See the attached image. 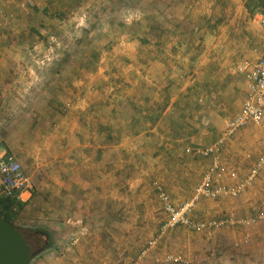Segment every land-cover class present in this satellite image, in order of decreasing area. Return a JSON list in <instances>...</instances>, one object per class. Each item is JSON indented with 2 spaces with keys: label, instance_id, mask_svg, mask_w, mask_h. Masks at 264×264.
<instances>
[{
  "label": "crops",
  "instance_id": "0c3cea01",
  "mask_svg": "<svg viewBox=\"0 0 264 264\" xmlns=\"http://www.w3.org/2000/svg\"><path fill=\"white\" fill-rule=\"evenodd\" d=\"M160 12L167 20L162 27L167 35L157 47L155 75L151 76L158 84L156 95L148 98L112 91L111 97H104L108 102L102 103L100 97H87L92 104L99 101L94 104L93 121L84 110L77 111L75 120L68 113H55L54 101L67 99L63 94L67 85L63 88L62 81L55 87L51 79L36 81L31 67L38 66L0 59V107L6 102L16 109L22 102L24 106L27 101L34 105L30 123L36 130L35 147L44 149L50 158H60L45 163L51 173L45 210L53 217L67 213L69 220L78 222L75 232L80 235L68 242L59 241L62 249L45 253L48 264H119L121 260L126 264L133 258L132 250L141 244L138 238L145 232L142 229L152 226L147 205H138L142 200L136 198L143 194V183L150 176L159 177L168 163L179 173L175 182L178 195L190 197L191 185L207 170L209 159L186 153V149H203L213 143L242 105L246 75L237 73L236 65L264 55V30L256 15L247 12L244 0H192L183 5L181 15L174 10L171 13V5H164ZM184 24H189L194 33L191 42L190 31H181L180 35L175 31L179 25L185 28ZM199 39L204 44L198 46ZM134 75L130 68L129 76ZM110 78L99 67L93 75L84 76L82 92L92 91L97 96L102 81ZM86 104L84 101L77 108L85 109ZM104 105H109L106 111ZM251 127L258 134L251 135L249 126L229 140L221 152L223 184L232 185L246 176L251 162L240 153L242 146L251 149L253 152L247 153L253 157L264 152L262 131ZM115 131L121 135H115ZM154 163L156 169L150 167ZM238 198L239 214L244 215L264 202V168ZM209 205L214 202L199 204L211 214ZM117 212H125L128 222L124 224L139 230L117 236L116 229L124 227L114 220ZM141 264L149 262L142 259Z\"/></svg>",
  "mask_w": 264,
  "mask_h": 264
},
{
  "label": "rangeland",
  "instance_id": "374dc122",
  "mask_svg": "<svg viewBox=\"0 0 264 264\" xmlns=\"http://www.w3.org/2000/svg\"><path fill=\"white\" fill-rule=\"evenodd\" d=\"M188 2L190 4L192 0H0V59L31 62L38 66L31 67L35 72L33 78L38 77L36 81L39 78L51 79L54 87L57 82L62 81L63 88L67 85V92H63L67 99L62 97L54 101L55 113L63 116L68 113V117L75 120L77 111L84 110L86 116L93 121V112L96 110L94 107H97L99 101L92 104L87 101V97H100L102 103L108 102L104 97H111L112 91L119 95H122V90L137 93V97L140 94L148 98L156 95L158 84L155 77L151 76L155 75L153 71L157 47L162 43L163 36L167 35V31L162 30L163 23L166 24L167 20L164 21L160 11L164 9V5L166 8L171 5V13L174 10L177 15H181L183 5ZM244 5L254 17L264 10V0H244ZM183 27L185 28L179 25L175 31L180 35L181 31L191 30L189 24H184ZM193 36V31H190V42ZM199 40L198 46L204 44L202 39ZM199 49L200 47L196 55L199 54ZM99 67L111 80L102 81L97 89L100 93L95 92L97 96L92 91L84 95L80 83L85 82L84 76L93 75ZM130 68L135 73L133 77L129 76ZM199 86L202 90L205 89L203 84ZM110 90L111 94H108ZM84 101L88 107L77 108L78 105L82 107ZM33 106L27 101L25 106L22 102V106L17 109L10 107L7 102L4 107H0V157L5 155L16 158L29 183L28 194L23 196V200L5 199L3 196H0V200L12 202L9 214L22 232L26 234L27 231L36 229L48 232L52 239L51 248L35 252L31 247L34 256L29 263L48 264L44 258L45 253L58 251L61 248L59 241L68 242L77 238L80 232H75L78 222L69 220L67 213H56L53 217L51 212L45 210V203L49 199L46 194L47 184L51 175L45 163L58 161L60 158H50L45 155L44 149L35 147L38 143L34 136L36 130L34 124L30 123ZM108 107L109 105H104V111ZM248 129L251 135L258 134L251 126ZM115 135H121V132L115 131ZM247 152L253 151L242 146L240 153L245 157ZM165 164L159 177L150 176L143 183V194L136 196L142 200L138 205H147V217L152 226L142 229L145 232L138 238V241L141 239V244L137 246V250H132L133 258L126 264H141L142 259H146L149 264H264V223L249 227L224 225L201 232L179 226L160 232L164 214L155 183L163 187L175 205L191 198L178 195V185L175 182L176 179L179 180V173L176 167ZM246 165L249 164H244L247 169ZM150 167L156 169L157 165L154 163ZM202 176L201 173L191 185L193 190ZM191 187L187 188L188 191ZM181 198L183 201L175 202ZM238 200V197L214 201L201 199L195 204L191 215L196 220L226 217L244 219L264 208V202H258L259 205L250 208L248 214H239ZM213 202L214 205L208 206L211 214L200 209L199 204L206 203L207 206ZM124 214L125 212H117L114 219L124 225L123 228L116 229L117 236H127L139 230L124 224L128 222ZM166 235L169 237L165 239ZM29 237L31 238L30 233ZM150 241H153L151 246L148 245ZM142 252L145 253L142 255ZM168 255L179 256L183 262H168L165 260ZM122 261L118 263L124 264Z\"/></svg>",
  "mask_w": 264,
  "mask_h": 264
},
{
  "label": "built area",
  "instance_id": "2783aa9c",
  "mask_svg": "<svg viewBox=\"0 0 264 264\" xmlns=\"http://www.w3.org/2000/svg\"><path fill=\"white\" fill-rule=\"evenodd\" d=\"M1 12L2 7L0 5ZM256 17L260 27L264 30V10L258 12ZM236 72L246 75L245 95L239 111L226 122L220 136L209 146L203 149H186V153L209 159V166L193 190L191 198L180 205H175L163 187L155 183L164 214V222L160 228L161 233L179 226L201 232L205 229H216L224 225L249 227L256 223H264V208L253 216L244 219L226 217L218 220H196L191 215L195 204L201 199L216 200L239 197L248 186L252 185L264 168V152L255 155V157L252 153H246L245 159L251 162L246 176L235 181L232 185L221 182L223 167L220 155L226 143L249 126L260 129L264 137V55L254 62L244 61L237 64ZM28 187V179L19 161L11 156H1L0 196L22 200V195L28 192ZM152 244L153 241L148 243L149 246ZM144 253L142 252V255ZM165 260L174 263L183 262L181 257L171 255L166 256Z\"/></svg>",
  "mask_w": 264,
  "mask_h": 264
},
{
  "label": "water",
  "instance_id": "95a60500",
  "mask_svg": "<svg viewBox=\"0 0 264 264\" xmlns=\"http://www.w3.org/2000/svg\"><path fill=\"white\" fill-rule=\"evenodd\" d=\"M33 256L21 229L0 215V264H29Z\"/></svg>",
  "mask_w": 264,
  "mask_h": 264
},
{
  "label": "trees",
  "instance_id": "16d2710c",
  "mask_svg": "<svg viewBox=\"0 0 264 264\" xmlns=\"http://www.w3.org/2000/svg\"><path fill=\"white\" fill-rule=\"evenodd\" d=\"M5 199H13L14 198H6ZM1 199V197H0ZM12 205V202L10 200H0V215L6 219L7 221H10L13 223V219L11 218L10 214H9V210L10 207ZM24 238L26 239L27 243L33 247V249L36 251H47L49 250V248H51L52 245V239L51 236L48 234L47 231L43 230V229H36V230H31V231H27V233L25 234V232H22ZM29 233L31 238L29 237ZM40 247V248H39ZM39 248V249H38Z\"/></svg>",
  "mask_w": 264,
  "mask_h": 264
}]
</instances>
